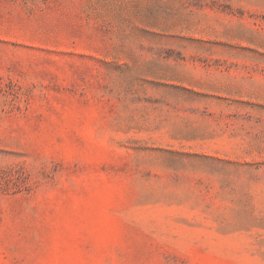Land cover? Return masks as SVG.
Here are the masks:
<instances>
[{"label":"rangeland","instance_id":"1","mask_svg":"<svg viewBox=\"0 0 264 264\" xmlns=\"http://www.w3.org/2000/svg\"><path fill=\"white\" fill-rule=\"evenodd\" d=\"M0 264H264V0H0Z\"/></svg>","mask_w":264,"mask_h":264}]
</instances>
